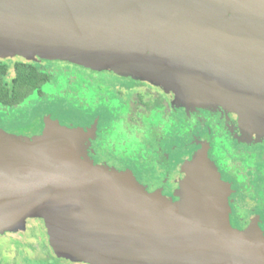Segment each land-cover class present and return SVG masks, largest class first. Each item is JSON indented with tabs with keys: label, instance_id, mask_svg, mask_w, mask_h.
<instances>
[{
	"label": "water",
	"instance_id": "water-1",
	"mask_svg": "<svg viewBox=\"0 0 264 264\" xmlns=\"http://www.w3.org/2000/svg\"><path fill=\"white\" fill-rule=\"evenodd\" d=\"M0 54L148 80L264 136V0H0ZM85 137L0 132V232L39 218L58 256L88 264H264L262 231L231 226L206 151L182 165L174 201L91 161Z\"/></svg>",
	"mask_w": 264,
	"mask_h": 264
},
{
	"label": "flooded vegetation",
	"instance_id": "flooded-vegetation-1",
	"mask_svg": "<svg viewBox=\"0 0 264 264\" xmlns=\"http://www.w3.org/2000/svg\"><path fill=\"white\" fill-rule=\"evenodd\" d=\"M74 69L91 74L79 78L97 87L81 84L72 91ZM89 93L98 107L81 104ZM56 127L81 129L91 161L131 171L149 192L174 201L182 165L206 151L231 187V226L257 225L264 234V137L235 113L182 104L156 83L110 70L60 59L0 56V132L34 139ZM0 245V264H88L56 255L42 221L35 218L1 232Z\"/></svg>",
	"mask_w": 264,
	"mask_h": 264
},
{
	"label": "rangeland",
	"instance_id": "rangeland-1",
	"mask_svg": "<svg viewBox=\"0 0 264 264\" xmlns=\"http://www.w3.org/2000/svg\"><path fill=\"white\" fill-rule=\"evenodd\" d=\"M0 56H8V55H5V54H0ZM74 63V62H73ZM75 71H74V73L72 74V77H70L71 78V82H72V84H71V90L72 91H74V89H76V87H77V89L81 86V84H84V86H88V87H91L92 85L93 86H95V87H97L96 86V84L94 85V84H90V86L86 83V82H84V80H82V79H80L79 77H81V76H90L91 74H89V73H87L86 71H84V70H81V69H74ZM86 76V77H87ZM92 76V75H91ZM85 77V78H86ZM84 78V77H83ZM60 79H62V81H64L65 79H63V77L62 78H60ZM50 86L51 85H48L47 87H49L50 88ZM97 95V94H96ZM86 99H84V101H82L81 102V104H87L88 106H90V105H96L97 107L100 105V104H98V102H94L93 103V101H94V99H95V96H94V94H92V93H89V94H87L86 95ZM82 106H84V105H82ZM257 135L258 136H262V137H264L263 135H261V134H259V133H257ZM218 146H219V144L217 143V145H216V147H217V149H219L218 148ZM86 148V147H85ZM213 164H214V166L217 168V166H216V164L212 161V160H210ZM102 165V164H101ZM106 166H108V165H106ZM108 167H112V166H108ZM112 168H115V167H112ZM115 169H117V168H115ZM119 170V169H118ZM217 170H218V168H217ZM219 171V170H218ZM29 218H34V217H29ZM27 219V218H26ZM35 219H39V218H35ZM40 220V219H39ZM234 228V227H233ZM235 229H237V228H235ZM45 230H46V228H45ZM240 230V229H239ZM46 232H47V230H46ZM1 233V232H0ZM264 235V234H263ZM47 238H48V235H47ZM50 247H51V245H49ZM0 250H1V245H0ZM51 250H53L52 249V247H51ZM54 252V251H53ZM55 253V252H54ZM56 254V253H55ZM57 255V254H56ZM61 257V256H60ZM79 262H83V261H79ZM86 263V262H85Z\"/></svg>",
	"mask_w": 264,
	"mask_h": 264
},
{
	"label": "trees",
	"instance_id": "trees-1",
	"mask_svg": "<svg viewBox=\"0 0 264 264\" xmlns=\"http://www.w3.org/2000/svg\"><path fill=\"white\" fill-rule=\"evenodd\" d=\"M21 75V73H19ZM34 75V74H33Z\"/></svg>",
	"mask_w": 264,
	"mask_h": 264
}]
</instances>
